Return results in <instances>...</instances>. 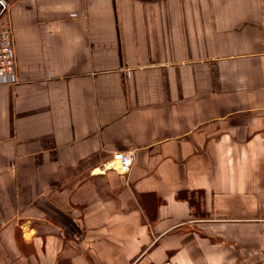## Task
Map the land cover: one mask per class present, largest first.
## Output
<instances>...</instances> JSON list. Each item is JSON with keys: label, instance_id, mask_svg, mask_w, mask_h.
I'll return each instance as SVG.
<instances>
[{"label": "crops", "instance_id": "obj_1", "mask_svg": "<svg viewBox=\"0 0 264 264\" xmlns=\"http://www.w3.org/2000/svg\"><path fill=\"white\" fill-rule=\"evenodd\" d=\"M0 20V264H264V0H0Z\"/></svg>", "mask_w": 264, "mask_h": 264}, {"label": "built area", "instance_id": "obj_2", "mask_svg": "<svg viewBox=\"0 0 264 264\" xmlns=\"http://www.w3.org/2000/svg\"><path fill=\"white\" fill-rule=\"evenodd\" d=\"M16 53L15 41L11 26L8 22L0 20V77L15 73ZM136 153L126 151L117 154V166L114 169L122 174L134 164Z\"/></svg>", "mask_w": 264, "mask_h": 264}, {"label": "trees", "instance_id": "obj_3", "mask_svg": "<svg viewBox=\"0 0 264 264\" xmlns=\"http://www.w3.org/2000/svg\"><path fill=\"white\" fill-rule=\"evenodd\" d=\"M188 197H189L188 200L190 202V205L192 207L194 206V213H192V214H199V213H197V211H199V209H201L199 207V202H200L201 197H198L197 199H195L192 194L190 196H188ZM196 206H198V207H196Z\"/></svg>", "mask_w": 264, "mask_h": 264}]
</instances>
